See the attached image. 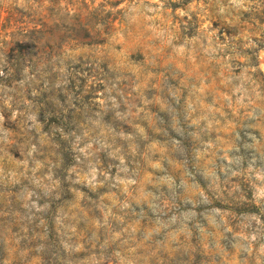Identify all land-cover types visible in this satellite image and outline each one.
Wrapping results in <instances>:
<instances>
[{"label":"rangeland","instance_id":"obj_1","mask_svg":"<svg viewBox=\"0 0 264 264\" xmlns=\"http://www.w3.org/2000/svg\"><path fill=\"white\" fill-rule=\"evenodd\" d=\"M0 264H264V0H0Z\"/></svg>","mask_w":264,"mask_h":264}]
</instances>
